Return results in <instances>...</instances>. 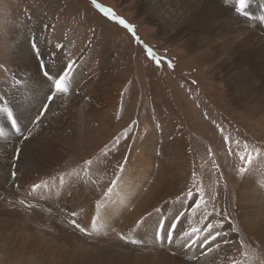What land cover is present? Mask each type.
I'll use <instances>...</instances> for the list:
<instances>
[{
	"label": "bare ground",
	"instance_id": "bare-ground-1",
	"mask_svg": "<svg viewBox=\"0 0 264 264\" xmlns=\"http://www.w3.org/2000/svg\"><path fill=\"white\" fill-rule=\"evenodd\" d=\"M135 1L150 19L168 32L172 39L181 37L180 40H184L183 45L187 46L190 52L193 46L201 49L202 58L197 56L199 63L201 61L205 63L206 60L219 61L217 71L222 74L213 75L221 77L223 75L224 79L221 80L225 81L227 99L237 105L241 104L239 107L250 112V116L256 117L258 121H261V118L264 121V19H261L264 17V0H249L248 18L235 13L233 0H227V3L225 0ZM37 32V35L27 33L28 35L26 34L18 44L13 43L12 61L17 72L10 75L11 84H0V100L5 101L3 105L14 107L17 116L20 113V117L24 120L29 118L30 113L36 116L41 110V105L26 106L20 112V104L29 99L13 102L6 93L16 89L18 94L28 97L27 94L32 93L33 90L36 92L47 90L42 78L41 61L53 63L57 69L65 68L70 61L76 68L75 60L71 56L66 59L65 47L56 48L54 46L60 43H55L56 41L50 38V41L48 40L50 33L47 34L46 29ZM33 41L38 42L41 54L39 57L29 54ZM112 64L113 61L108 55L99 65L104 74L113 75V79H117L119 74L115 73V69H112L113 74L110 72ZM211 68L215 73L216 68ZM73 75H76L74 80L77 82L75 84L70 80L69 90L72 89L73 92L83 86L84 81H91L77 69L73 70L72 66L69 78ZM13 76L21 81L17 87H14ZM103 82L106 86L100 87L97 91L94 99L99 103L87 110L89 116L107 117L113 106L112 102H115L117 97H121L118 84L107 82L105 78ZM95 87L96 82L92 83L88 91L92 93ZM221 87L218 85L214 88L220 90ZM41 100L42 98L35 100V103ZM156 112L159 119L157 130L146 134H135L126 146L122 158L123 171L117 172V186L111 197L106 198L107 202L102 212L94 210L96 199L89 194L87 187L80 190L84 177L81 179L78 172L71 170L68 177L72 181L67 185L63 184L62 177L57 180H42L50 177L53 171L61 172L62 165L64 166L62 162L65 159H61L55 145L49 141L48 137L52 134H47L50 133L51 128L42 132L41 129L30 132L29 139H36L31 145L27 141L23 142L24 147L21 152L26 157L19 158L16 169L12 171L10 168L13 153L19 140H15L12 145L1 143L0 264H10V262H18L16 264H207L208 258L186 261L179 256V254L187 255L189 252L198 254L200 252L198 245L185 250L182 246L183 241L170 244L168 247L163 246V243L161 245L156 243L155 232L158 222L163 220L167 229L178 217L174 238L192 227L205 229L200 233L203 236L206 234V225L212 224L214 232L221 231L227 234L218 237L217 241L224 240L225 237L230 239L234 254L239 241L244 240L255 249L257 257L264 261V162L257 159L253 170L239 175V180L235 181L234 175L228 174L226 164L221 163L224 161L223 157L213 158L212 163L218 165L212 168L216 183L224 180V186L223 184L222 187L216 186L215 194L219 197V204L217 202L216 206L219 205L220 208L221 205L225 206L229 191L231 209L228 208L231 214L233 212V216L230 219L228 217L230 213L225 216V213L221 214L220 211L211 216L205 213L207 208L203 202L199 209L193 211L194 200L202 201V199L195 192L193 197H187V193L181 194L188 189L187 185L192 173L196 172L193 141L188 139L187 132L167 116L165 111L161 112L159 109ZM208 115L209 118L214 117V113L210 110ZM102 120H108V117ZM2 124L0 130L5 135L6 126ZM12 135L9 134L8 138ZM196 135L203 141L210 140L207 135L200 133ZM76 149L75 146L69 147L71 152H75ZM10 171L16 173L15 178L20 186L18 189L14 188L13 179L10 180ZM64 171L66 170L62 172ZM197 172L200 171L197 169ZM97 173L102 174L99 171ZM200 174L198 177L200 182L204 178L205 183H210V172L203 168ZM42 181L47 182L46 186L31 192V186ZM257 182H260L259 186ZM204 185L202 188L209 193V188ZM18 190L22 193L20 194ZM23 192L27 195V192L31 193L28 203L33 207L25 209V205L19 203L18 198L29 197ZM72 212L77 213L73 217L82 226L87 224L89 236L81 234L65 222L69 217L67 215H71ZM93 216L100 217L95 224L92 223ZM20 222L25 225H29L30 222H35L37 225L41 222L52 227L49 233L58 239L59 243H54L53 236L48 237L51 241L37 238L32 233L33 229L22 227ZM220 225L223 227H219ZM233 227L237 230L232 231ZM19 228H25L26 235L17 234ZM148 232L150 234H147ZM119 234L135 239L139 243L122 242ZM101 241L103 243H100ZM130 244L132 246H129ZM210 255L211 253L207 256Z\"/></svg>",
	"mask_w": 264,
	"mask_h": 264
},
{
	"label": "rangeland",
	"instance_id": "rangeland-1",
	"mask_svg": "<svg viewBox=\"0 0 264 264\" xmlns=\"http://www.w3.org/2000/svg\"><path fill=\"white\" fill-rule=\"evenodd\" d=\"M96 3L100 8L93 5L92 0H0V65L8 69V72L0 69V84H11L12 79L9 77L17 72L12 61L13 45L18 44L27 33L37 35V31L42 29H46L47 34L50 33L48 40L49 38L55 40V43H60L63 49L65 47L66 59L71 56L75 60L76 68L72 64L73 70L77 69L84 77L91 79L84 81V85L76 88L75 92L71 89L68 93L59 94L56 101L51 102L52 105L48 102L50 105L48 112L46 111L38 122H34L37 115L33 116L32 113L28 120L21 118L20 113L19 116L15 113L21 131L24 137H28L27 139H24L16 129L11 128L5 114L0 112V120H2L0 124L4 123L6 126V133L4 137H0V144L12 145L15 140H19L15 149L20 150L17 155L19 158L26 157L21 152L24 143L27 141L31 145L36 139H29L30 132L33 130L36 132L37 129H41L42 132L51 128L50 133L47 134H52L48 137L49 141L55 145L61 159H65L62 162L64 166L62 165L61 172L53 171L50 177L42 180H57L62 177L63 184L67 185L72 181L68 174L76 171L81 179L84 177L80 190L86 186L89 194H92L97 202L112 181L117 180L116 174L124 166L122 158L131 138L138 133L146 134L154 131L159 125L156 111L161 109V112L165 111L167 116L187 132L188 139L193 141V152H196L194 162L196 179L192 176L187 185L188 189L181 194L191 189L202 199L207 208L205 213L211 216L218 214V211L222 212L221 214L225 213V216L230 213L228 217L231 219L233 212L232 214L229 212V208L231 209L229 191L225 206L221 205V208L219 205L216 206L219 198L215 194L216 186L222 187V184L224 186V180L216 183L212 168L217 165L212 163V159L222 156L224 161L221 163L226 164L228 174L234 175L235 181L239 180L242 175L237 171L239 159L235 154L229 155L228 148L231 147L233 153L240 152L247 143L248 151L255 148L264 152L263 118L258 121L256 117L250 116V112L240 108L241 104L237 105L227 99L225 81L221 80L224 79L223 75L222 77L213 75L222 74L217 71L219 61L206 60L207 62L204 63L200 60L199 63L197 56L202 58V50L193 46L190 52L187 46L183 45L184 40H180L181 37L172 39L168 32L140 9L137 1L96 0ZM101 8L111 9L116 17L131 25L135 36L117 20L106 17ZM149 49L154 54L155 60L148 55ZM107 54L113 61L110 72L113 74L112 69H115V73L120 75L117 79H113V75L104 74L100 68V61L106 58ZM157 60L160 61L159 67L156 64ZM169 62L172 67H169ZM67 63L71 64L70 61ZM211 67L216 68L215 73ZM75 77L76 75H73L69 80L76 84ZM103 78L107 82L118 84L121 89V97H117V100L112 102L113 106L107 115L108 120L104 121L102 118L107 117H92L87 112L90 107H95L99 103L94 97L100 87L106 86ZM94 82L96 87L91 93L88 90ZM14 85L17 87L15 82ZM218 85L222 86V89L214 88ZM46 91L33 90L32 93L27 94V97L12 89L6 95L13 102L29 99L20 104L21 112L26 106L39 107L45 103ZM40 98L42 100L35 103V100ZM3 103L0 106H4ZM10 108L14 109V107ZM209 110L214 113L213 118L208 117ZM27 126L28 128H25ZM198 133L207 135L210 140L206 138L208 140L203 141L200 136L197 137ZM9 134H13L9 137L11 140L8 138ZM225 137L230 140L225 141ZM235 145L236 147H232ZM70 146H75L76 151L71 152L73 149L70 151ZM12 159L11 171L16 169L18 161L15 157ZM85 161H91V164L85 167ZM203 168L210 172V183H205L204 178L200 182L198 178ZM197 169L200 172H197ZM63 170L66 171L62 172ZM96 170L102 174H98ZM11 171L10 180L13 179V186L18 189L20 186L15 178L17 176H13ZM202 185L207 186L210 192L206 193ZM18 191L22 193L21 190ZM27 193L26 196L29 197L17 200L23 199L29 204L28 200L32 195L30 192ZM24 207L30 208L26 205ZM67 217L65 222L80 232L69 221L75 220L78 224L80 222L71 215ZM20 225L33 229L32 233L37 238L50 240L48 237L53 236L49 233L52 227L41 222L37 225L35 222H30L29 225L20 222ZM83 227L88 230L87 224ZM18 230L17 234L25 233V228ZM45 232L49 234L45 235ZM55 239L54 243H59L58 239ZM16 263L18 262H10V264Z\"/></svg>",
	"mask_w": 264,
	"mask_h": 264
},
{
	"label": "snow or ice",
	"instance_id": "snow-or-ice-1",
	"mask_svg": "<svg viewBox=\"0 0 264 264\" xmlns=\"http://www.w3.org/2000/svg\"><path fill=\"white\" fill-rule=\"evenodd\" d=\"M227 3V0H225ZM234 3V11L239 16L248 17V4L249 0H233ZM92 4L96 7L100 8V5L96 3V0H92ZM101 11L104 13L106 17H109L110 19L117 20V22L121 25H123L125 28H127L129 31L132 32L133 36H135V32L132 29V26L127 24L123 19H120L115 16V14L112 12L109 8H101ZM261 19H264V17H261ZM54 47L59 48L61 45L56 44ZM29 54L39 57L40 51L37 41H33L29 48ZM148 55L155 60V56L152 53L151 49L148 50ZM157 67L160 66V61H156ZM40 67L42 69V78L44 83L47 85V91L45 92V103L41 105V112L37 113L36 118L34 119V122H38L40 117L48 110L49 103L51 101H54L59 94H65L69 92L70 89V80H69V73L72 68V64H68L65 66V68L57 69L55 67V64L48 63L45 61L40 62ZM169 67H172L171 63L169 62ZM0 69H3V71L8 72V69L5 68L3 65H0ZM13 80L17 85H20L21 81L17 80L15 76L12 77ZM2 100H0V105H2ZM0 112L4 113L6 116V119L10 122V127L16 129V131L21 133V136L24 139H27L28 137H24L23 131H21V128L18 124V117L16 116L14 110H12L9 106H0ZM30 134V133H29ZM4 132L0 131V136H3ZM225 141H229L230 138L225 137ZM237 145L239 146V141H237ZM20 150L17 149L14 151L13 156L16 159H19V156L17 153ZM229 155L235 154L239 159V166L237 168V171L241 174L250 172L253 170L254 162L257 159H260L262 162H264V152H261L258 149H253L252 151H248V145L245 143L243 145V151L233 153V150L231 147L228 148ZM85 167L91 164V161H85L84 162ZM15 167V165H13ZM218 167V165H217ZM121 171H123V168H121ZM13 176L16 175L15 172L12 173ZM195 172L192 173L193 178H195ZM47 182H41L36 183L31 186V192H35L37 189H40L44 186H46ZM117 186V180H113L111 185L103 192V195L100 200H98L95 204V211L96 212H102L104 210L103 206L107 202L106 198H110L111 195L114 192V188ZM187 197H193V191L189 189L186 194ZM19 203L21 205H26L27 207H33L31 204H27L25 200H20ZM201 200H194V208L199 209L201 207ZM72 216H76V212L71 213ZM183 215V213H181ZM100 217L93 216L92 223L95 224L97 220ZM71 223L81 232L85 235H89L90 233L88 230L78 224L75 220H72ZM140 223V222H138ZM213 225L208 224L206 225V234L201 236L200 233L202 231H205V229L192 227L188 231H184L181 235H177L174 238V232L176 229V224L172 223L170 224L167 229L165 228L164 221L161 220L157 224L156 232H155V238L157 240H165L169 244L173 243H179L180 241H183V247L185 248H192L194 246H199L204 251L201 252V255H208L209 253H212L216 250H218L221 247V244H226L228 241L226 239L217 241L218 237L226 236V233H222L221 231H213ZM219 227H223V225H220ZM237 229L235 227L232 228V231H236ZM119 239L125 241L126 243H132L136 244L139 243V241L135 239H129L127 236L123 234H119ZM216 242V243H213ZM229 264H264V261H261L259 257H257L255 249L248 243H246L244 240L239 241V246L237 247V251L234 255L230 256L228 258Z\"/></svg>",
	"mask_w": 264,
	"mask_h": 264
}]
</instances>
